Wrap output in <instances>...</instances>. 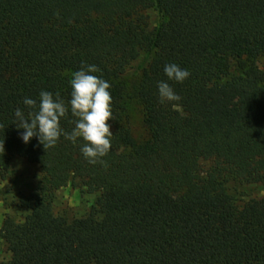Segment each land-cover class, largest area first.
<instances>
[{
    "label": "trees",
    "instance_id": "trees-1",
    "mask_svg": "<svg viewBox=\"0 0 264 264\" xmlns=\"http://www.w3.org/2000/svg\"><path fill=\"white\" fill-rule=\"evenodd\" d=\"M263 57L264 0H0V167L17 155L43 176L20 197L25 219L3 221L0 264H264ZM82 64L111 85L106 167L82 138L45 152L14 124L42 90L67 104ZM160 81L181 99L160 103ZM69 184L94 195L72 220L54 212Z\"/></svg>",
    "mask_w": 264,
    "mask_h": 264
},
{
    "label": "clouds",
    "instance_id": "clouds-1",
    "mask_svg": "<svg viewBox=\"0 0 264 264\" xmlns=\"http://www.w3.org/2000/svg\"><path fill=\"white\" fill-rule=\"evenodd\" d=\"M96 65L82 64L81 69L73 73L70 80V100L66 104L59 93L55 96L49 91H41L39 100L25 97L23 103L29 109L27 115L17 108L15 110V125L23 129L21 139L28 144L33 137L38 139L45 152L57 145L60 137L76 144L82 138L81 153L90 164L107 163L103 157L111 150V125L114 121L112 112V96L110 83L93 73L99 72ZM168 80L183 83L190 72L181 69L177 64L171 63L164 66ZM158 95L160 103L179 101L181 97L166 81L158 82ZM69 113L73 124L71 132H66L61 127V120L68 118ZM4 151V144L0 145Z\"/></svg>",
    "mask_w": 264,
    "mask_h": 264
},
{
    "label": "rangeland",
    "instance_id": "rangeland-1",
    "mask_svg": "<svg viewBox=\"0 0 264 264\" xmlns=\"http://www.w3.org/2000/svg\"><path fill=\"white\" fill-rule=\"evenodd\" d=\"M148 29L154 27L156 13L147 10ZM256 72H264V57L257 61ZM132 126L139 139L145 135V128L142 124V111L140 107L131 104ZM42 172L36 163L12 155L7 163V167H0V229L7 216L16 221H23L28 211L21 205L20 197L28 194L38 185L42 179ZM233 187V186H232ZM94 200V195L83 192L82 189L74 184H69L57 190L54 202V212L63 215L69 220L86 215ZM9 256L7 249L0 238V257Z\"/></svg>",
    "mask_w": 264,
    "mask_h": 264
}]
</instances>
